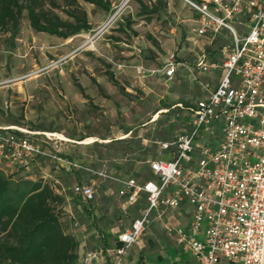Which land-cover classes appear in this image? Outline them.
<instances>
[{
    "label": "rangeland",
    "instance_id": "374dc122",
    "mask_svg": "<svg viewBox=\"0 0 264 264\" xmlns=\"http://www.w3.org/2000/svg\"><path fill=\"white\" fill-rule=\"evenodd\" d=\"M109 1L110 11L82 1L91 29L67 39L33 30L26 15L13 43L10 33L0 35V121L32 131L59 132L71 138L61 145L63 156L95 168L105 167L123 177L134 176L142 183V177L148 174V160L159 155L169 157L168 151L160 153L161 142L172 141L186 130L185 121L173 110H160L201 95L188 71H183L179 80L167 81L162 70L172 53L191 61L201 49L187 40L198 26V15L186 0H130L121 17L101 30L100 26L126 0ZM141 1L156 11H143ZM58 5L54 10L67 18L65 0H58ZM126 18L131 20V27L122 30ZM202 40V48L209 47L211 59L222 57L221 42H232L230 31L225 29L214 38L207 35ZM116 62L126 64L125 69L117 70ZM137 64L155 72L140 78L134 69ZM110 72L120 86L110 80ZM218 73L209 72V80L215 83ZM77 83L84 87V93ZM127 129L131 131L127 133ZM0 165L21 176L43 178L65 195L62 220L68 232L80 240L79 254L99 245L96 230L106 233L113 243L110 229L128 228L145 205L142 193L138 206H124L126 197L118 194L116 184L92 177L98 189L97 201L92 203L96 210L93 221L75 203L70 190L77 179L91 176L44 159L33 161L27 169L1 160ZM72 215L80 220L82 228H73ZM177 217L181 216L175 208L166 210L161 219L155 218L127 260L133 259L134 264H200L194 255L175 246L165 231V223ZM169 253L171 259H162Z\"/></svg>",
    "mask_w": 264,
    "mask_h": 264
},
{
    "label": "built area",
    "instance_id": "2783aa9c",
    "mask_svg": "<svg viewBox=\"0 0 264 264\" xmlns=\"http://www.w3.org/2000/svg\"><path fill=\"white\" fill-rule=\"evenodd\" d=\"M129 1L116 7L101 30L121 17ZM186 1L198 14V26L187 40L201 49L191 61L172 53L162 70L167 81L175 80L180 70L188 71L202 94L160 110H173L185 121L186 130L161 142L160 153L168 151L169 157L148 160L152 179L141 183L134 176L123 177L63 156L61 145L71 138L59 132L32 131L0 121V160L22 169L39 159L50 160L91 176L70 187L83 204L97 198L92 177L116 184L127 203L146 193V208L118 232L113 245L88 248L74 264H127L146 227L183 204L190 206L188 223H165L164 228L185 253L201 264L264 263V0ZM223 29L230 31L232 42L222 47L221 58L211 59L202 39L214 38ZM115 66L124 70L126 64ZM134 69L140 78L155 72L143 64ZM211 71L219 72L215 83L206 77ZM72 219L74 229L82 228L79 219L74 215Z\"/></svg>",
    "mask_w": 264,
    "mask_h": 264
},
{
    "label": "trees",
    "instance_id": "16d2710c",
    "mask_svg": "<svg viewBox=\"0 0 264 264\" xmlns=\"http://www.w3.org/2000/svg\"><path fill=\"white\" fill-rule=\"evenodd\" d=\"M82 1L99 6L105 11L112 8L109 0H65L64 12L68 16L64 18L54 10V7L59 6L58 0H0V35L10 33V41L13 43L20 32L24 15L33 30L64 39L83 30L88 31L91 24ZM141 8L149 13L156 11L155 7L149 10L143 1ZM124 26L126 28L123 27L122 30L131 27L129 18L125 19ZM215 41L220 42V39L216 38ZM224 45V42H221L220 51ZM207 52L210 54L209 47ZM109 74L110 80L120 86L113 72ZM76 85L84 93V87L79 83ZM129 131L131 129H127V133ZM147 173L142 177V182L154 177L150 166ZM137 180L139 181L138 178ZM141 194L133 202L137 206ZM143 194L145 205L141 207V211L148 204L147 195ZM72 197L75 203L80 205L85 216L90 218L93 202L86 205L75 196ZM65 206V195L51 182L43 178L21 176L0 165V264H74L79 256L80 240L64 226L62 215ZM98 239L99 245H113L108 236H101L100 232Z\"/></svg>",
    "mask_w": 264,
    "mask_h": 264
},
{
    "label": "crops",
    "instance_id": "0c3cea01",
    "mask_svg": "<svg viewBox=\"0 0 264 264\" xmlns=\"http://www.w3.org/2000/svg\"><path fill=\"white\" fill-rule=\"evenodd\" d=\"M198 15V14H197ZM198 18V17H197ZM197 21V20H196ZM183 75V71L182 70H180L179 72H178V74H177V76H176V78H175V80H177L178 79V76H182ZM209 77V73L206 75V77ZM179 80V79H178ZM216 81H217V79H216ZM202 94V93H201ZM200 97H201V95H200ZM97 197H98V195H97ZM95 201H97V198H96V200ZM94 201V202H95ZM93 202V203H94ZM125 204H132V203H127L126 202V200H125V202H124V206H125ZM93 205V208L91 207V214H90V218L91 219H93V221L96 219V210H95V204H92ZM80 207V206H79ZM177 210H179V214H180V216L181 217H177V218H175V220H174V222H170L171 224H173V225H175V224H182V225H185V224H187L188 223V221H189V219H190V216H189V211H190V206L189 205H187V204H183V205H181L179 208H177ZM142 212V211H141ZM126 229V228H125ZM110 231L114 234V237H115V239H116V237H117V234H118V232H120V230H115V228H111L110 229ZM121 231H123V230H121ZM96 232L97 233H99L100 231H97L96 230ZM100 234H101V236H105L106 235V233H104L103 231L102 232H100ZM115 239H114V242H113V244L115 243ZM175 242V241H174ZM139 243V242H138ZM137 243V244H138ZM137 244H135V245H137ZM134 246V245H133ZM133 246H132V249H133ZM175 246H177L178 248L180 247V246H178L176 243H175ZM181 248V247H180ZM182 249V248H181ZM132 251V250H131ZM131 253V252H130ZM162 259H166V260H168V259H171L170 258V253H169V256L167 257V258H162ZM162 259H158V260H162ZM135 263V261L132 259H129V260H127V264H134ZM174 264H177V262L175 263V262H173ZM199 263H200V261H199ZM96 264H104V262L102 263V262H99V263H96ZM201 264V263H200Z\"/></svg>",
    "mask_w": 264,
    "mask_h": 264
},
{
    "label": "water",
    "instance_id": "95a60500",
    "mask_svg": "<svg viewBox=\"0 0 264 264\" xmlns=\"http://www.w3.org/2000/svg\"><path fill=\"white\" fill-rule=\"evenodd\" d=\"M264 264V263H263Z\"/></svg>",
    "mask_w": 264,
    "mask_h": 264
}]
</instances>
